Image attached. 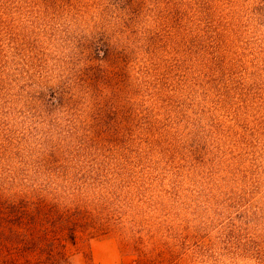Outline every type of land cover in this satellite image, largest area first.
<instances>
[{
    "label": "rangeland",
    "instance_id": "rangeland-1",
    "mask_svg": "<svg viewBox=\"0 0 264 264\" xmlns=\"http://www.w3.org/2000/svg\"><path fill=\"white\" fill-rule=\"evenodd\" d=\"M0 264H264V0H0Z\"/></svg>",
    "mask_w": 264,
    "mask_h": 264
},
{
    "label": "clouds",
    "instance_id": "clouds-1",
    "mask_svg": "<svg viewBox=\"0 0 264 264\" xmlns=\"http://www.w3.org/2000/svg\"><path fill=\"white\" fill-rule=\"evenodd\" d=\"M21 119H27V126L31 127L33 124V120L30 117H22ZM55 119L57 120V122L61 125H66L67 121L65 118V115L63 113H58L57 116L55 117ZM36 127H39L41 129H47L48 128V124L46 122H38L36 124Z\"/></svg>",
    "mask_w": 264,
    "mask_h": 264
}]
</instances>
